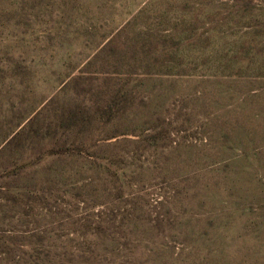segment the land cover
I'll return each mask as SVG.
<instances>
[{
  "label": "rangeland",
  "instance_id": "obj_1",
  "mask_svg": "<svg viewBox=\"0 0 264 264\" xmlns=\"http://www.w3.org/2000/svg\"><path fill=\"white\" fill-rule=\"evenodd\" d=\"M0 264H264V0H0Z\"/></svg>",
  "mask_w": 264,
  "mask_h": 264
}]
</instances>
